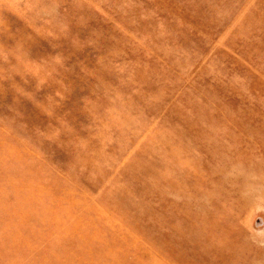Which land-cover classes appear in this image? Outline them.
I'll return each instance as SVG.
<instances>
[{"label": "rangeland", "instance_id": "374dc122", "mask_svg": "<svg viewBox=\"0 0 264 264\" xmlns=\"http://www.w3.org/2000/svg\"><path fill=\"white\" fill-rule=\"evenodd\" d=\"M0 264H264V0H0Z\"/></svg>", "mask_w": 264, "mask_h": 264}]
</instances>
